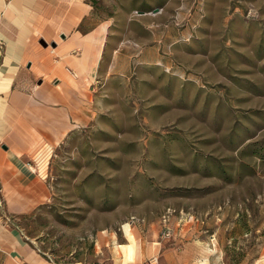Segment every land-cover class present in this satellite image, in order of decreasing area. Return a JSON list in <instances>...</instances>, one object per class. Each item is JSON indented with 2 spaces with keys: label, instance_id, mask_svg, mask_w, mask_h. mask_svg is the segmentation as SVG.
<instances>
[{
  "label": "rangeland",
  "instance_id": "obj_1",
  "mask_svg": "<svg viewBox=\"0 0 264 264\" xmlns=\"http://www.w3.org/2000/svg\"><path fill=\"white\" fill-rule=\"evenodd\" d=\"M193 1L162 14L163 64L100 85L93 123L42 158L48 199L9 217L49 261L101 263L144 220L181 264H264V0Z\"/></svg>",
  "mask_w": 264,
  "mask_h": 264
},
{
  "label": "crops",
  "instance_id": "obj_2",
  "mask_svg": "<svg viewBox=\"0 0 264 264\" xmlns=\"http://www.w3.org/2000/svg\"><path fill=\"white\" fill-rule=\"evenodd\" d=\"M196 11L183 0H0V264H55L9 217L48 199L40 162L93 123L100 85L163 64L147 59L162 44L163 12ZM131 224L121 243L116 231L102 241L121 254L94 264H181L158 240L161 225Z\"/></svg>",
  "mask_w": 264,
  "mask_h": 264
},
{
  "label": "built area",
  "instance_id": "obj_3",
  "mask_svg": "<svg viewBox=\"0 0 264 264\" xmlns=\"http://www.w3.org/2000/svg\"><path fill=\"white\" fill-rule=\"evenodd\" d=\"M168 215H169V212L167 211L161 217L162 223L164 224V229L161 232V237H168V236H170V233H171L169 227L166 225V223L169 221Z\"/></svg>",
  "mask_w": 264,
  "mask_h": 264
},
{
  "label": "bare ground",
  "instance_id": "obj_4",
  "mask_svg": "<svg viewBox=\"0 0 264 264\" xmlns=\"http://www.w3.org/2000/svg\"><path fill=\"white\" fill-rule=\"evenodd\" d=\"M45 165H46L45 162L42 165L40 164L41 169H44ZM130 231H131L130 224L129 223H124L123 224V233H126L127 234ZM114 244H116V247L118 249V244L117 243H114Z\"/></svg>",
  "mask_w": 264,
  "mask_h": 264
}]
</instances>
